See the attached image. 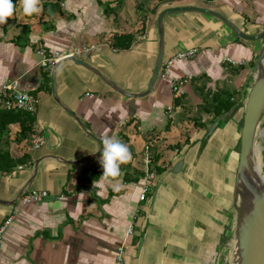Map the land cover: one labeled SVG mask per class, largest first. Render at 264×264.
Returning a JSON list of instances; mask_svg holds the SVG:
<instances>
[{"label": "crops", "instance_id": "crops-1", "mask_svg": "<svg viewBox=\"0 0 264 264\" xmlns=\"http://www.w3.org/2000/svg\"><path fill=\"white\" fill-rule=\"evenodd\" d=\"M40 2L41 12L28 16L21 0H13V16L0 24V88L16 80L38 102L30 132L24 135V119H16L0 139L1 151L11 158L30 157L26 164L0 172V200L16 196L40 158L28 190H47L48 195L41 202L24 204L21 196L12 204L0 203V226L10 218L1 237L0 264H200L220 242L218 210L230 217L234 211L243 117L241 106L205 139L213 118L202 105L212 92L232 88L244 104L252 82L251 62L261 42L235 38L209 15L170 14L164 18L163 60L179 50L197 48V53L174 62L167 76L158 74L149 94L136 98L115 91L80 64H59L54 86L60 99L101 144L108 135L129 148L131 159L121 164L120 176L108 180L100 172L102 150L98 157L82 160L98 150V143L53 99V65L41 66L37 51L63 55L88 46L79 58L121 89L139 93L146 90L155 64L160 11L187 4L207 7L243 31L256 33L264 28V0ZM46 2L56 8H44ZM123 34H131L130 46L115 47V36ZM173 78L188 80L177 98L170 90ZM168 106H173V118L166 113ZM190 117L205 126H195ZM36 133L44 144L33 148L31 135ZM148 148L158 159L153 161L152 185L140 200ZM52 156L80 161L70 164ZM179 160L181 169L172 172Z\"/></svg>", "mask_w": 264, "mask_h": 264}, {"label": "water", "instance_id": "water-1", "mask_svg": "<svg viewBox=\"0 0 264 264\" xmlns=\"http://www.w3.org/2000/svg\"><path fill=\"white\" fill-rule=\"evenodd\" d=\"M178 12H197L212 16L223 22L234 34L235 38L246 41H260L261 45L257 52L254 64L252 66V82L245 96L243 104V117L240 130V147L238 164L235 173L233 199L234 209L236 212L234 222V262L235 264H264V180L258 176L254 169V145L255 136L258 125L264 115V28L260 32L248 33L240 29L234 22L226 18L220 12L202 6L191 4L171 6L159 12L156 18V29L158 36V49L155 59V64L152 70L146 90L139 93L127 92L117 86L106 75L100 72L96 67L82 60L75 55L65 56L59 59L51 68L50 74V91L53 99L59 106L72 117L87 136L94 139L98 143V150L93 154L85 156L82 160L93 159L99 156L102 150L101 142L88 130L82 119L77 116L57 95L54 80L55 70L57 66L65 61H73L80 64L94 73L105 84L110 86L115 91L127 97H144L149 94L159 74L163 58H164V18L170 14ZM235 107H232L224 116L215 119L206 128L204 138H208L214 129L218 126L221 120L231 116ZM180 117V112L175 115L177 122ZM50 157V156H47ZM59 158L57 156H52ZM43 158L38 159L34 166L32 175L16 196L11 201L0 200V203L12 204L18 200L24 192L28 190L30 183L37 171L38 163ZM63 162L74 164L80 160H66ZM182 160H179L172 168V172H177L182 167Z\"/></svg>", "mask_w": 264, "mask_h": 264}, {"label": "built area", "instance_id": "built-area-1", "mask_svg": "<svg viewBox=\"0 0 264 264\" xmlns=\"http://www.w3.org/2000/svg\"><path fill=\"white\" fill-rule=\"evenodd\" d=\"M88 51V46H82L74 47L68 54L63 55H61L59 52L48 53L44 49H39L37 52L41 56V66L49 67L65 56L75 55L76 57H79L83 52L87 53ZM196 53L197 48H189L177 51L173 56L163 60L159 75L161 77L167 76L169 74V69L171 65L174 64V62L182 59L193 58ZM187 81L188 80L186 78H173L170 81V90L174 98H177L185 93V85L187 84ZM37 103V97L34 94L21 89L16 80L9 81L3 84L0 88L1 108H5L8 110H23L33 114L36 111ZM172 112L173 106H168L166 112L168 117L173 118ZM31 144L33 148H38L44 144V139L42 136L37 135L36 133L35 136L32 137ZM153 158V153L150 150H147L145 152L143 160L146 172L145 184L140 194V200L145 199L148 189L152 185L155 176L154 172L152 171ZM47 195V190L30 189L22 195L21 199L24 204L31 202H41ZM9 222L10 218L7 219L3 225L0 226V242L5 226Z\"/></svg>", "mask_w": 264, "mask_h": 264}, {"label": "trees", "instance_id": "trees-1", "mask_svg": "<svg viewBox=\"0 0 264 264\" xmlns=\"http://www.w3.org/2000/svg\"><path fill=\"white\" fill-rule=\"evenodd\" d=\"M48 6L49 8H56L54 3H49V2L44 3V8H48ZM45 11L48 10L46 9ZM131 41H132L131 34L116 35L114 38V46L119 48H127L128 46H130ZM254 59L251 62V66H253L254 64ZM235 93L238 94L236 90L233 91H229L225 89L216 90L211 93L209 101H207L202 105L203 107L202 109L204 110V112L206 111L212 114V118H213L212 121H214L219 117L224 116L232 107H235L234 112H236L239 107L243 106V104L242 102H239V100H236L234 98ZM234 112L231 114V116L234 114ZM22 118L24 119L23 121L24 124L21 127V132L25 135L31 131L30 128L33 124V114L23 110H15V109L8 110L0 107V139L4 134L8 123L16 119L22 120ZM190 121L195 126H199V127L205 126L204 122H202L201 120L195 117H190ZM31 136L33 137V135ZM205 141L206 140H204L203 143ZM148 150H150L153 153L154 156L153 161H157L158 154L154 152L153 148H148ZM28 161H30V157L27 154H24L20 158H11L10 156L2 152L0 149V172L8 173L14 170L15 168H17L18 165L26 164ZM96 169H100V168L96 167ZM156 169L160 171L162 170L161 168H156ZM102 171L103 170H100V172Z\"/></svg>", "mask_w": 264, "mask_h": 264}, {"label": "clouds", "instance_id": "clouds-1", "mask_svg": "<svg viewBox=\"0 0 264 264\" xmlns=\"http://www.w3.org/2000/svg\"><path fill=\"white\" fill-rule=\"evenodd\" d=\"M22 11L25 15L31 16L39 14L42 10L40 0H21ZM13 0H0V24H3L6 18L13 16ZM131 159V153L128 146L118 137L105 135L102 140V157L100 164L102 166L103 179L119 177L121 174V164L127 163Z\"/></svg>", "mask_w": 264, "mask_h": 264}, {"label": "rangeland", "instance_id": "rangeland-1", "mask_svg": "<svg viewBox=\"0 0 264 264\" xmlns=\"http://www.w3.org/2000/svg\"><path fill=\"white\" fill-rule=\"evenodd\" d=\"M255 42H260V41H255ZM252 75L253 74H251V78ZM232 89H230L229 91H233ZM245 94H244V98L246 96ZM239 97L240 96H238L236 93L234 94V98L236 100H239ZM240 100L243 101L241 97ZM223 121L224 120H221L220 124ZM254 148H257V151L261 153L260 155L262 161L261 170L262 173H264V115L262 116L257 128ZM257 157L258 156L254 154L253 156L254 161L257 159ZM219 207L222 208V205L220 204ZM218 212L220 216L219 218L220 220L218 219V225L221 226L220 230L222 231L220 242L205 254L204 259L200 264H231L233 260L235 235H234V227L231 225L229 226V224H231V222L232 223L234 222L235 210L229 212V214L231 213L232 217H230V215H226V210H220V211L218 210ZM226 216L228 219L230 217V220L226 221L227 220Z\"/></svg>", "mask_w": 264, "mask_h": 264}, {"label": "bare ground", "instance_id": "bare-ground-1", "mask_svg": "<svg viewBox=\"0 0 264 264\" xmlns=\"http://www.w3.org/2000/svg\"><path fill=\"white\" fill-rule=\"evenodd\" d=\"M254 154L258 156L257 159L254 161V169L256 173L258 174V176L261 178V180H264V173H262V170H261V166H262V161L260 157L261 153L257 151V148H254ZM234 216H236V212ZM234 222H235V217H234ZM234 222L232 223L233 227H234ZM231 264H235L234 259L232 260Z\"/></svg>", "mask_w": 264, "mask_h": 264}]
</instances>
